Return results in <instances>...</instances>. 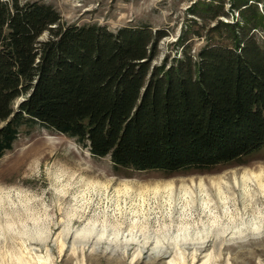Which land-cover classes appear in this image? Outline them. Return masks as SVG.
<instances>
[{
	"label": "trees",
	"instance_id": "obj_1",
	"mask_svg": "<svg viewBox=\"0 0 264 264\" xmlns=\"http://www.w3.org/2000/svg\"><path fill=\"white\" fill-rule=\"evenodd\" d=\"M213 1L195 10L202 29L214 21L193 29L207 42L193 53L179 34L182 54L156 62L165 28L67 24L47 1L0 0V157L36 122L135 170L210 169L261 150L264 0H230V21Z\"/></svg>",
	"mask_w": 264,
	"mask_h": 264
},
{
	"label": "rangeland",
	"instance_id": "obj_2",
	"mask_svg": "<svg viewBox=\"0 0 264 264\" xmlns=\"http://www.w3.org/2000/svg\"><path fill=\"white\" fill-rule=\"evenodd\" d=\"M44 1L67 24L167 29L156 62L182 54L179 34L194 53L207 41L193 29L214 22L199 27L207 0ZM229 1L221 21L239 17ZM19 130L0 157V264H264V147L210 169L135 170L38 122Z\"/></svg>",
	"mask_w": 264,
	"mask_h": 264
},
{
	"label": "bare ground",
	"instance_id": "obj_3",
	"mask_svg": "<svg viewBox=\"0 0 264 264\" xmlns=\"http://www.w3.org/2000/svg\"><path fill=\"white\" fill-rule=\"evenodd\" d=\"M53 142V141H52ZM51 144V143H50ZM32 145V144H31ZM43 151V150H42ZM30 152V151H29ZM46 152V151H45ZM40 153V152H39ZM44 153V152H43ZM28 155V154H27ZM26 155V156H27ZM42 155V154H41ZM82 161V160H81ZM60 177V176H59ZM88 183V182H87ZM100 183H101V181H100ZM93 184H95V183H93ZM103 184V183H102ZM104 185L107 187L108 185H107V182L106 183H104ZM86 186V185H85ZM101 186H103V185H101ZM102 189V188H101ZM100 189V190H101ZM86 190V189H85ZM97 192V191H96ZM87 193V192H86ZM118 194V193H117ZM119 195V194H118ZM92 228V227H91ZM92 230V229H91ZM88 231H90V230H88ZM89 233V232H88ZM43 262V261H42Z\"/></svg>",
	"mask_w": 264,
	"mask_h": 264
}]
</instances>
